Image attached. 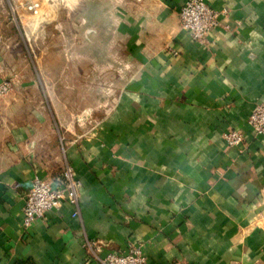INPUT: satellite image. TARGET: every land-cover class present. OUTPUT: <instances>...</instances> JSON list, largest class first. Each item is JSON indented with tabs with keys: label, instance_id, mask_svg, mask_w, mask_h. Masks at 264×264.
<instances>
[{
	"label": "crops",
	"instance_id": "crops-1",
	"mask_svg": "<svg viewBox=\"0 0 264 264\" xmlns=\"http://www.w3.org/2000/svg\"><path fill=\"white\" fill-rule=\"evenodd\" d=\"M186 2L118 6L132 70L118 69L115 99L85 89L79 105L55 87L52 100L40 85L0 97V264H100L85 238L100 257L140 245L148 264H264V137L248 125L264 103V0H205L225 15L204 44L181 28ZM81 106L87 130L63 128ZM234 130L245 141L232 148ZM67 165L80 216L66 205L25 230L34 178L58 183Z\"/></svg>",
	"mask_w": 264,
	"mask_h": 264
},
{
	"label": "rangeland",
	"instance_id": "rangeland-1",
	"mask_svg": "<svg viewBox=\"0 0 264 264\" xmlns=\"http://www.w3.org/2000/svg\"><path fill=\"white\" fill-rule=\"evenodd\" d=\"M133 1L0 0V65L18 69L21 75L2 78L11 89L0 97L11 94L14 86L40 85L52 100L55 87L59 99L79 105L84 103L81 98L86 94L81 91L85 89L95 90L92 101L101 100L102 95L104 100L115 99L118 69L132 70L118 57L123 50L116 29L118 6ZM87 55L93 60L87 62ZM56 63L58 72L53 71ZM70 112L62 116L63 128L87 130L94 111L81 106Z\"/></svg>",
	"mask_w": 264,
	"mask_h": 264
},
{
	"label": "built area",
	"instance_id": "built-area-1",
	"mask_svg": "<svg viewBox=\"0 0 264 264\" xmlns=\"http://www.w3.org/2000/svg\"><path fill=\"white\" fill-rule=\"evenodd\" d=\"M224 15L225 12L214 9L205 0H187L179 11L182 30L188 32L194 41L202 44L208 41L213 31L223 26ZM10 89L9 83L0 84V95L7 94ZM248 125L257 136L264 137V103L256 106L248 119ZM224 138L230 147L235 148L244 143L245 133L234 130L225 134ZM81 188L82 183L70 165L65 167L63 179L58 183H51L36 176L30 191L24 197V229L31 228L39 220H45L52 212L61 211L66 205L72 208V218H78L81 212ZM96 245V242L88 238L83 241V248L89 255L97 258L100 264H148L140 245L129 244L126 252H111L103 257L95 253L93 247ZM96 252H100V249Z\"/></svg>",
	"mask_w": 264,
	"mask_h": 264
}]
</instances>
